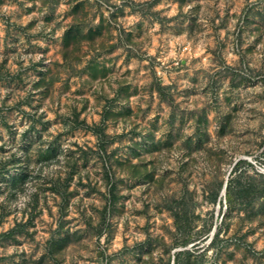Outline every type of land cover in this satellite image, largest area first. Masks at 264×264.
<instances>
[{
    "label": "rangeland",
    "instance_id": "374dc122",
    "mask_svg": "<svg viewBox=\"0 0 264 264\" xmlns=\"http://www.w3.org/2000/svg\"><path fill=\"white\" fill-rule=\"evenodd\" d=\"M0 264H264V0H0Z\"/></svg>",
    "mask_w": 264,
    "mask_h": 264
}]
</instances>
